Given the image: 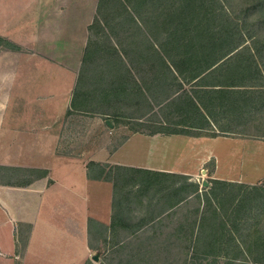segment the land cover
Wrapping results in <instances>:
<instances>
[{
	"label": "crops",
	"instance_id": "0c3cea01",
	"mask_svg": "<svg viewBox=\"0 0 264 264\" xmlns=\"http://www.w3.org/2000/svg\"><path fill=\"white\" fill-rule=\"evenodd\" d=\"M115 1L0 0V264H153L151 227L193 231V177L244 172L223 164L218 141L256 130L255 117L226 116L221 86L181 98L176 73L162 85Z\"/></svg>",
	"mask_w": 264,
	"mask_h": 264
},
{
	"label": "rangeland",
	"instance_id": "374dc122",
	"mask_svg": "<svg viewBox=\"0 0 264 264\" xmlns=\"http://www.w3.org/2000/svg\"><path fill=\"white\" fill-rule=\"evenodd\" d=\"M106 4L101 2V12ZM111 5L127 10L125 21L133 22L134 39L159 58L155 69L156 74L161 71L162 85L176 73L181 98L186 92L206 96L207 88L221 86L225 95L219 106L226 116L235 114L244 123L250 114L257 125L256 130L224 133L226 138L218 141L223 164H238L239 169L245 164L244 172L233 170L241 176L223 178L232 182L226 186H215L212 171L193 177L191 234L188 227L186 235L179 226L151 227L159 238L153 264H264V0H117ZM100 33L94 41L105 48L107 32ZM108 54L106 49L95 51L94 63L103 70ZM208 72L207 78L183 82ZM165 96L162 90V102ZM160 109L161 122L168 121L169 105ZM248 132L256 142L244 147L234 139ZM150 194L141 198L159 200ZM136 196L128 195V200L138 201ZM134 228L130 225L126 232ZM129 252L124 250L125 255ZM118 262L125 263H112Z\"/></svg>",
	"mask_w": 264,
	"mask_h": 264
},
{
	"label": "trees",
	"instance_id": "16d2710c",
	"mask_svg": "<svg viewBox=\"0 0 264 264\" xmlns=\"http://www.w3.org/2000/svg\"><path fill=\"white\" fill-rule=\"evenodd\" d=\"M215 186H220V185H229L231 184V182H228V181H222V180H215Z\"/></svg>",
	"mask_w": 264,
	"mask_h": 264
},
{
	"label": "water",
	"instance_id": "95a60500",
	"mask_svg": "<svg viewBox=\"0 0 264 264\" xmlns=\"http://www.w3.org/2000/svg\"><path fill=\"white\" fill-rule=\"evenodd\" d=\"M97 259V257H95Z\"/></svg>",
	"mask_w": 264,
	"mask_h": 264
}]
</instances>
